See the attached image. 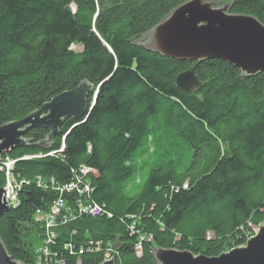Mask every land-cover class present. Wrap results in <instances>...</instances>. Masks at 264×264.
Masks as SVG:
<instances>
[{"label":"trees","instance_id":"obj_1","mask_svg":"<svg viewBox=\"0 0 264 264\" xmlns=\"http://www.w3.org/2000/svg\"><path fill=\"white\" fill-rule=\"evenodd\" d=\"M188 1L0 0V127L93 87L47 149L35 128L1 157L20 187L0 220L14 261H45L44 249L52 264H157L158 248L214 258L264 224V76L135 44ZM224 1L264 25V0ZM189 70L203 85L183 93ZM58 199L67 211L47 229L36 213Z\"/></svg>","mask_w":264,"mask_h":264},{"label":"water","instance_id":"obj_2","mask_svg":"<svg viewBox=\"0 0 264 264\" xmlns=\"http://www.w3.org/2000/svg\"><path fill=\"white\" fill-rule=\"evenodd\" d=\"M135 44L166 58L188 62L220 60L238 68L245 76H264V25L251 16L229 14V3L223 4V0L188 1L136 38ZM175 84L183 93L196 92L203 85L192 70L178 75ZM92 89L91 85L82 82L22 120L2 125L0 160L11 150L25 146V136L35 128L49 132L47 139L39 144L47 149L64 120L77 121L86 115ZM6 196L7 189L0 187V220L11 208ZM153 257L157 264H264V224L244 246L214 258L162 248L155 249ZM0 264H21L9 256L1 239ZM102 264L114 262L107 260Z\"/></svg>","mask_w":264,"mask_h":264},{"label":"built area","instance_id":"obj_3","mask_svg":"<svg viewBox=\"0 0 264 264\" xmlns=\"http://www.w3.org/2000/svg\"><path fill=\"white\" fill-rule=\"evenodd\" d=\"M15 161L10 160V159H4L0 160V171L4 172L5 174V185L3 187L7 189V196H6V201L8 206L15 207L17 205V195L19 191V184L15 182V180L12 177V170L14 167ZM66 210L65 208V203L61 200L58 199L56 200L50 207V211L47 214H42L40 212L36 213L35 220L37 222H44L46 225V228H50L54 226L56 218L62 213V211ZM83 212L87 211V208H81ZM96 215V213H93ZM137 255H140V246H137ZM43 254L45 257V261L42 259H39L37 261V264H52V260L47 258L48 256L47 250H43Z\"/></svg>","mask_w":264,"mask_h":264},{"label":"rangeland","instance_id":"obj_4","mask_svg":"<svg viewBox=\"0 0 264 264\" xmlns=\"http://www.w3.org/2000/svg\"><path fill=\"white\" fill-rule=\"evenodd\" d=\"M225 3V1L223 0V4ZM80 48L81 47H79V46H77V47H74V50H76V51H80ZM255 230H257V229H255Z\"/></svg>","mask_w":264,"mask_h":264},{"label":"bare ground","instance_id":"obj_5","mask_svg":"<svg viewBox=\"0 0 264 264\" xmlns=\"http://www.w3.org/2000/svg\"><path fill=\"white\" fill-rule=\"evenodd\" d=\"M225 3H228V2H225Z\"/></svg>","mask_w":264,"mask_h":264}]
</instances>
